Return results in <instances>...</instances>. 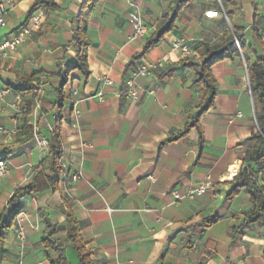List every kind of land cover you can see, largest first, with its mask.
<instances>
[{
	"label": "crops",
	"instance_id": "1",
	"mask_svg": "<svg viewBox=\"0 0 264 264\" xmlns=\"http://www.w3.org/2000/svg\"><path fill=\"white\" fill-rule=\"evenodd\" d=\"M34 1L0 0L6 22L0 41L30 26L31 19L25 22ZM45 1L54 7L43 9L40 26L0 60V88L10 91L0 99V121L16 132L11 140L0 135V159L12 165L0 182V215L11 216L5 207L17 188L33 189L18 199L26 213L22 264H78L66 234L54 237L62 244L60 252L42 244L46 224L64 227L67 210L79 222L92 264H264L263 198L253 201L244 189L229 197L242 182L218 181L228 170H240L257 126L241 54L210 68L216 95L198 118L202 139L196 127L180 135L207 105L209 94L195 83L192 69L179 65L184 57L171 41L191 37L198 48L217 42L225 29L220 13L209 11L215 0H193L179 12L173 29L146 50L169 24L174 0H132L148 29L143 38L133 40L127 0H98L86 33L89 74L74 71L65 84L60 69L74 61L72 29L82 0ZM227 6L234 10L233 24L243 29L242 38L254 43L253 28L264 27V4L230 0ZM203 10L212 18L200 20ZM247 57L254 60L250 53ZM157 62L163 65L134 79L139 99L126 98L130 67ZM102 76L113 85L103 86ZM62 84L64 100L59 104L56 89ZM71 89L77 94L71 95ZM99 90L104 91L103 102L90 98ZM51 128L58 129L61 159L69 172H82L75 183L59 178L54 187L49 182V157H41L35 135L49 142ZM29 168L32 175L25 180ZM263 175L258 173L257 182ZM206 176L214 188L187 197V190ZM212 217L216 221L209 223ZM15 227L12 222L5 233L1 264L20 259Z\"/></svg>",
	"mask_w": 264,
	"mask_h": 264
},
{
	"label": "trees",
	"instance_id": "2",
	"mask_svg": "<svg viewBox=\"0 0 264 264\" xmlns=\"http://www.w3.org/2000/svg\"><path fill=\"white\" fill-rule=\"evenodd\" d=\"M230 0H220L224 15L231 20V30L223 33V35L215 43H202L197 48L198 58L184 57L179 65L182 67L190 68L195 75V83L200 84L205 94H209L207 105L201 112L197 113L193 120V124L187 125L185 130L180 135H185L191 128L196 127L199 132L200 140L202 139L201 129L198 125V118L206 112L207 108L213 104L216 95L215 80L210 74V68L213 64L224 60L225 58H232L239 54L242 55L248 73L249 88L253 97L256 131L248 138V146L245 150L244 157L240 170L234 180L242 182L240 186L234 188L229 197L234 196L244 189L249 193L253 201H257L262 197V188L257 186L255 180L258 173L264 170V48L260 41V28L255 26L252 30V36L255 42L248 45L241 36L242 27L233 24L232 16L234 10L228 8L227 3ZM98 0H82L80 4V11L77 15L75 26L72 29L73 38L71 46L74 49V61L60 69L64 77L63 83H66L68 75L74 71H79L85 76H88L89 71L87 68V48L90 46V41L87 38L88 19ZM174 12L169 24L162 30L157 32V38L151 43H147L144 50L151 45L155 44L161 37L171 31L174 27V22L178 18L179 12L183 9L190 8L193 5V0H174ZM47 7H54V4L46 2L45 0H35L27 11V20H30L38 10H43ZM237 41V43H236ZM238 44V47H237ZM250 53L254 60L251 61L247 54ZM56 89V95L59 104L64 100L63 86ZM62 154L61 138L56 128L49 140V164L52 176H49V182L52 186H56L60 178V165L59 159ZM4 159V158H3ZM33 192L32 186L27 185L17 188L11 197L8 199V207H5L11 212L9 218L0 215V264L4 253V236L8 229L11 228L15 215L22 209L18 204V199L23 195H28ZM65 226L46 224L45 236L42 244L45 248L56 249L61 251L62 244L58 243L54 237L60 234H66L69 244L76 251L78 255V264H92L91 254L87 250L86 245L80 234L79 222L70 212H65ZM216 221L215 217L208 220L209 223ZM63 258L61 257V260ZM64 261V260H63ZM59 264H63L60 261Z\"/></svg>",
	"mask_w": 264,
	"mask_h": 264
},
{
	"label": "built area",
	"instance_id": "3",
	"mask_svg": "<svg viewBox=\"0 0 264 264\" xmlns=\"http://www.w3.org/2000/svg\"><path fill=\"white\" fill-rule=\"evenodd\" d=\"M259 4H264V0H255ZM127 3L129 5V9L127 12V21L132 29V34L130 36V40L136 39V38H143L147 32V26L143 20L142 14L139 10V7L133 2L132 0H127ZM4 12H5V6L0 3V28H4L6 26V22L4 20ZM43 10H38L33 17L31 18V24L29 27H21L19 28L14 36L11 39H5L0 41V60L3 58H6L9 56L11 52H15L18 45L23 43L27 36H29L34 29H37L43 18ZM260 41L261 44L264 46V27L260 29ZM198 41L194 38L188 37V38H179V39H173L171 41V47L174 49H179L181 52V55L183 57H196L197 56V48H198ZM237 43V41H236ZM238 47V44H237ZM163 64L161 62H157L155 64H133L130 67V75L125 80L124 84V94L125 97L132 100L137 101L139 99V96L141 94V90L138 87V85L135 83L134 79L136 77H146L151 73L152 70L161 67ZM100 83L103 86L110 87L113 85L112 80H110L106 76H102L99 79ZM9 89H1L0 88V99H2L5 95L9 93ZM250 92V88H249ZM36 93H41V90H37ZM149 94H153L152 91H148ZM77 90L71 89V95H76ZM104 91L99 90L90 98L96 99L99 102H103L104 100ZM40 99L35 100V109H39L40 107ZM73 114L75 119L79 117V111L74 109ZM238 117H241L242 115L240 113H237ZM51 132H54V128L50 129ZM14 129H7L0 121V135L3 136L7 140H11L15 135ZM35 138L38 142L39 149H40V155L41 157H44L49 153V142L44 139L43 137L39 135H35ZM81 146H85V144H81ZM59 165H60V179L67 180L68 183H75L83 178L81 170L75 169L73 172H69L68 165L62 161L61 157L59 159ZM11 163L8 159H0V182L5 179L11 172ZM264 171V170H263ZM238 169L228 170V172L225 175H222L218 178L219 182H224L225 180L235 178L238 174ZM31 169L29 168L27 176L25 180H28L31 176ZM225 176L229 178H225ZM257 184V186L262 188V198H263V206H262V213L264 214V175L263 179L259 182H257V179L253 178ZM215 183L212 181L210 176H206L200 183L194 185L193 187L189 188L186 192L187 197H195L200 196L207 192V190L214 188ZM176 198H178L176 196ZM6 206L8 207V201L6 203ZM26 218V213L23 210H20L14 217L13 222L15 224V236L19 244L20 248V259L17 264H22L21 257L23 252V247L25 243V232L22 227V223Z\"/></svg>",
	"mask_w": 264,
	"mask_h": 264
},
{
	"label": "rangeland",
	"instance_id": "4",
	"mask_svg": "<svg viewBox=\"0 0 264 264\" xmlns=\"http://www.w3.org/2000/svg\"><path fill=\"white\" fill-rule=\"evenodd\" d=\"M215 8H209V11L212 12L213 10H216L217 12L220 13V16H221V22H220V27L221 29L224 28V32L228 31V30H231V20L228 19L222 9L220 8V3L217 2V0H215ZM217 6V7H216ZM174 11V9H173ZM206 10H203V12L200 14V20L202 19H207V18H212V15L211 14H207L205 12ZM262 47L264 48V46L262 45Z\"/></svg>",
	"mask_w": 264,
	"mask_h": 264
},
{
	"label": "water",
	"instance_id": "5",
	"mask_svg": "<svg viewBox=\"0 0 264 264\" xmlns=\"http://www.w3.org/2000/svg\"><path fill=\"white\" fill-rule=\"evenodd\" d=\"M218 3H220V0H218ZM221 9H222V8H221ZM222 11H223V9H222ZM251 99H252V95H251ZM253 118H254L255 123H256L254 106H253Z\"/></svg>",
	"mask_w": 264,
	"mask_h": 264
},
{
	"label": "bare ground",
	"instance_id": "6",
	"mask_svg": "<svg viewBox=\"0 0 264 264\" xmlns=\"http://www.w3.org/2000/svg\"><path fill=\"white\" fill-rule=\"evenodd\" d=\"M225 178L227 179L228 177L225 176Z\"/></svg>",
	"mask_w": 264,
	"mask_h": 264
}]
</instances>
